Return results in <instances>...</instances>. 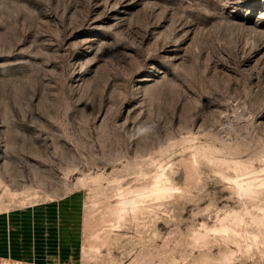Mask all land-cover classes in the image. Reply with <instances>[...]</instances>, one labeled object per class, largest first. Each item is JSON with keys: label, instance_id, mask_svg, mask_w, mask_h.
I'll list each match as a JSON object with an SVG mask.
<instances>
[{"label": "rangeland", "instance_id": "rangeland-1", "mask_svg": "<svg viewBox=\"0 0 264 264\" xmlns=\"http://www.w3.org/2000/svg\"><path fill=\"white\" fill-rule=\"evenodd\" d=\"M73 193L72 264H264V0H0V213Z\"/></svg>", "mask_w": 264, "mask_h": 264}, {"label": "crops", "instance_id": "crops-1", "mask_svg": "<svg viewBox=\"0 0 264 264\" xmlns=\"http://www.w3.org/2000/svg\"><path fill=\"white\" fill-rule=\"evenodd\" d=\"M80 194L0 213V259L72 264L80 255Z\"/></svg>", "mask_w": 264, "mask_h": 264}, {"label": "bare ground", "instance_id": "bare-ground-1", "mask_svg": "<svg viewBox=\"0 0 264 264\" xmlns=\"http://www.w3.org/2000/svg\"><path fill=\"white\" fill-rule=\"evenodd\" d=\"M252 186V184L249 182V183H247V188H252L251 187ZM245 188V187H244ZM248 191H249V189H247ZM126 202H133L134 203V201L133 200H131V201H125V203Z\"/></svg>", "mask_w": 264, "mask_h": 264}]
</instances>
